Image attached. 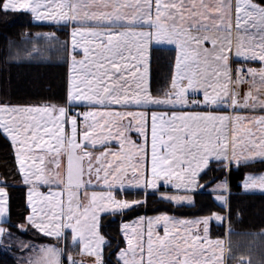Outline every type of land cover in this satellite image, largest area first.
Wrapping results in <instances>:
<instances>
[{"label": "snow or ice", "instance_id": "snow-or-ice-1", "mask_svg": "<svg viewBox=\"0 0 264 264\" xmlns=\"http://www.w3.org/2000/svg\"><path fill=\"white\" fill-rule=\"evenodd\" d=\"M0 11L31 13L36 20H51L75 25L71 32V49L83 52V59L71 56L72 75L68 101L87 102L90 106L109 107H172L190 111L158 113L152 111L151 121V176L145 172V145L138 147L127 133L136 131L147 141L149 112L88 111L83 113L82 141L78 140V122L70 119V136L65 133L69 114L65 107L46 104L40 107L0 106V130L15 147L16 159L24 182L41 184L57 182L67 190V206L63 193L48 196L32 193L29 204L32 215L27 222L45 235L64 236L70 230L71 242L83 247V254L94 256L95 264H104L101 246L105 243L99 233V213H116L129 209L140 201L117 199L114 188L123 189L131 171L129 187L157 189L160 182L171 184L178 194L162 193V199L177 205L192 204L190 192L198 186V177L211 160L227 165H249L264 162V116L245 121L241 116L214 114L218 108L264 109V100L253 95L264 87V0H4ZM233 13L235 24L233 25ZM148 30H143L144 27ZM223 34V35H221ZM77 37L80 39L78 40ZM54 33L37 34L35 40L49 44L56 42ZM205 42L211 49L203 47ZM176 45L175 75L171 91L163 99L154 97L148 87L149 46ZM244 61H259V69L234 70L230 53ZM37 54L40 49L33 45ZM139 74V75H138ZM259 81V87L257 86ZM133 82L135 87L133 88ZM252 88L240 99V86ZM191 96V99L189 98ZM251 102V103H250ZM203 108V110H199ZM131 118L128 125L123 121ZM235 127L229 128L233 123ZM245 123L259 126L260 135L251 129L245 135ZM231 132V135H229ZM118 139L120 151L109 152L108 143ZM100 148L94 157L88 148ZM66 156V181L60 178V157ZM51 156L56 169L50 180L44 164ZM109 156L111 159H109ZM88 161L85 169L84 161ZM95 160L96 167H93ZM95 173L107 192L87 189L83 177ZM246 190L264 191V174H249L243 183ZM7 193L0 188V223L4 222ZM218 200L223 197L218 196ZM37 204L41 206L38 208ZM215 220L223 221L216 215ZM143 219V218H141ZM164 225V235L153 234V224ZM189 221H173L167 215L149 220L147 240L137 228L123 226L127 248L118 252L122 264H225V241L208 238L209 218L197 221L205 225L204 234H181L176 225ZM169 225H172L170 228ZM195 226V225H193ZM19 227V226H18ZM5 232L0 227V237ZM191 228L188 229V233ZM47 264H61L63 249L41 250ZM68 264H81L67 254Z\"/></svg>", "mask_w": 264, "mask_h": 264}, {"label": "trees", "instance_id": "trees-1", "mask_svg": "<svg viewBox=\"0 0 264 264\" xmlns=\"http://www.w3.org/2000/svg\"><path fill=\"white\" fill-rule=\"evenodd\" d=\"M257 3L260 0H254ZM4 0H0V3ZM54 33L56 42L40 40L37 34ZM68 25L36 24L25 12L0 11V105L35 106L46 104L67 106L69 76ZM40 49L37 54L33 45ZM177 52L173 48L153 47L150 52V90L154 97L164 98L170 92ZM264 172V162L226 166L213 162L199 176L202 188L194 196V205H175L158 193L124 192L121 198L140 201L123 213L102 218L101 234L107 240L102 251L104 264H122L118 252L125 247L122 224L139 216L167 214L178 218L226 216V223L213 225L212 236L228 237V264H264V195L243 194V181L249 174ZM228 179V206L219 205L209 191L216 183ZM21 175L15 147L0 130V183L9 189V230L27 242L62 243L67 254L78 256L79 245L71 242L70 231L62 242L40 236L35 230H21L28 214L26 189L19 186ZM19 226V227H18ZM16 251L0 254V264H19Z\"/></svg>", "mask_w": 264, "mask_h": 264}, {"label": "crops", "instance_id": "crops-1", "mask_svg": "<svg viewBox=\"0 0 264 264\" xmlns=\"http://www.w3.org/2000/svg\"><path fill=\"white\" fill-rule=\"evenodd\" d=\"M52 3H56L59 2V0H51ZM120 2H132V0H120ZM26 13V12H25ZM30 16L32 17L33 22H35L36 24H50V25H68L70 27V31L72 32L73 28L75 27V25L71 24V23H64L61 22L60 24H57L51 20H36L31 13ZM235 24V18H234V13H233V25ZM143 30H148L147 27L145 26L143 28ZM77 39L79 40L80 38L77 37ZM153 47H164L161 45H157L155 43H153L152 45L149 46V56H148V87L150 90V52L151 49ZM169 48V47H166ZM73 54H76V59L77 60H81L83 59V52L81 49H77L75 53L70 54L71 56ZM230 55V64L232 65V67H243V66H247V67H253V69H259L261 67V63L259 61H244L243 58H238L235 56V49L233 48L232 53L229 54ZM70 63H71V57H70ZM71 70L69 69V72L72 71V65L70 66ZM175 70V67H174ZM72 75V74H71ZM139 75V74H138ZM175 72L173 74V78H174ZM69 86H70V74H69V81H68V91H69ZM257 86L259 87V81H257ZM135 87V84L133 82V88ZM252 88L251 85H241L240 86V99L241 102H243V97L244 94L249 91V89ZM171 91V89H170ZM253 91V95L259 97L260 100H264V87H260L259 92H257L255 90V88H252ZM151 92V90H150ZM159 98V97H157ZM191 99V96L189 97ZM163 99V98H161ZM251 103V102H250ZM83 105V106H87L89 107L90 111H113V112H127V111H133V112H141V111H148L149 112V121H148V127H147V141L145 142L144 137H142L140 135V133L136 132V131H130L127 133L128 137L131 139V141L134 142V144L138 147L139 145H145L146 148V152H147V156L145 159V172L146 175L150 178L151 176V121H150V114L152 111H156L158 113H167L168 115H170L172 112H180V111H190L191 109L189 108H180L179 105H177L176 108H172L170 106L168 107H149V108H141V107H136V106H131V107H121L120 105H111L107 108L105 107H101V106H90L87 104V102H82V101H75V102H69L68 101V93H67V106L65 107L67 111H69L70 107L73 105ZM2 106V105H0ZM23 107H30V106H23ZM201 110H203V108H201ZM214 114L216 115H222V116H230V117H236V116H241L245 119V121L251 120L252 118H259L260 116H264V109H261L259 106H256L255 108H248V109H244V108H218L213 110ZM70 117V116H69ZM71 118V117H70ZM131 118H128L126 120L123 121L124 125H128L129 120ZM235 127L234 122L229 124V128H233ZM82 129L83 127H81L80 125H78V131L81 132V135L78 136V140L82 141ZM251 129L252 132H254L256 135H260V128L259 126L255 125V124H251V123H245L244 127L241 130V135H245L247 133V130ZM70 131H71V123H70V119L68 118L67 123L65 124V133L66 135L70 136ZM1 132L3 133V131L1 130ZM4 135V134H3ZM229 135H231V132H229ZM9 140V139H8ZM10 141V140H9ZM11 142V141H10ZM88 151H92L93 152V156H99L100 155V148L98 147L97 149H92V148H88ZM105 151H109V152H118L120 151V142L118 139H113L108 143L107 148L104 149ZM64 156V155H62ZM65 157V156H64ZM52 157H46L45 159V170L47 175L49 176L50 180L53 179L54 177V173H52L51 168H54V165L52 163H50ZM109 159H111V157L109 156ZM17 160V159H16ZM213 162H223V161H217L215 159L211 160L209 165ZM257 162V161H256ZM64 163H66L67 166V162L66 160L64 161ZM86 166V169L88 167V161L85 160L83 162ZM226 163V162H224ZM231 165H235L234 163ZM17 166L18 169L20 168V165L17 161ZM65 166V167H66ZM84 166V167H85ZM230 166V165H228ZM93 167H96L95 164V160H93ZM20 172V170H19ZM204 171H202L200 173V175L203 173ZM264 174L263 173H258V174H253V175H261ZM21 175V182L19 184V186L23 187L26 189V204L28 207V214L26 216L25 222L20 226L21 230L23 231H28L29 229H33L35 230L40 236L42 237H46V238H50V239H54L56 241H60L62 242L63 240H65V235L67 231L70 230H64V236L63 237H56L55 235H45L43 232L37 230L36 228L32 227L28 222H27V217L32 215V207L29 204V194L32 193V198H33V202H36L37 197L35 196L36 192L42 193L44 196H48L52 193H56V192H61L63 193L61 199L64 201V207L66 208L67 206V190L65 188V186L63 184H59L57 182H50L49 184L45 185V184H41L38 181L33 180L32 183H25L24 182V176L23 173L20 172ZM102 173H101V179L97 180L96 175L93 173L91 176L87 175V173H85L83 180L85 182H87L88 180H91V184H85L86 189L87 190H93V191H97V192H107L108 189L104 186L103 184V180H102ZM199 175V176H200ZM61 179H64L66 181V172L62 173V175H60ZM199 178V177H198ZM132 179V175H131V171L129 170V175L128 177L125 178V187L121 190L118 187L114 188L112 191L113 193H124V192H135V191H145V192H150V193H158L160 195V197L162 198V193H167L169 195H173V194H178L177 193V189H175L171 184L165 185L163 181L160 182V186L157 189H152V188H135V187H129L128 186V180ZM246 179V177H245ZM244 179V181H245ZM243 181V183H244ZM220 185V187H218ZM0 188H3L4 191L7 193V213L4 217V222L0 223V227H4L5 232L3 234L2 237H0V254L1 253H11L13 251H16V257L19 261V264H47V259L44 256V253L41 251L42 249H46L49 248L47 247L48 244H41L42 246L39 248L35 245H26V243H21V238L18 237L17 235H15L14 233H12L7 224L10 222V201H9V189L7 186L2 185L0 183ZM81 192L83 190V188L80 189ZM202 188H199V186H197L195 188L194 191L190 192L189 195H191L192 197V204H187L184 203L182 205H186V206H191L194 205V196L197 192L201 191ZM216 202L223 206V207H227L228 206V198L230 195V191H229V182L228 179H224L218 183H216L215 185H213L211 187V189L209 190ZM243 194H247V195H264V191H260L259 189H249L246 190L243 187ZM223 197V200H218L217 197ZM173 204H175L174 202H172ZM177 205V204H175ZM41 205L37 204V207L39 208ZM160 215H167V214H159V215H155V216H150V217H146L145 218V227H144V239L145 241L147 240V231L149 228V224L148 221L149 220H155V218L157 216ZM169 216L173 221H189L191 222L188 225H176L177 228L180 229V233L181 234H191V235H201L203 236L204 234V228L205 225H203L202 223L200 224H196L197 221H200L204 218H209V223L207 225L208 228V238L212 239V240H216V239H223L225 241V250L223 253V258H224V262L225 264H228V237L225 236L223 238H215L212 236L211 233V227L213 225H222L224 223H226V216H221L223 217V221H217L215 220V216H210V217H201V218H178V217H174L171 215H167ZM195 225V226H193ZM153 229V234L155 235H159V236H163L164 235V225L161 224H153L152 226ZM169 227L171 228L172 225H169ZM191 228V232L188 233V229ZM40 244V243H39ZM51 248H57V249H63L64 251V247L62 245V243L58 244V243H53V244H49ZM75 257V256H74ZM77 257V256H76ZM66 260L65 255L61 256V264H64Z\"/></svg>", "mask_w": 264, "mask_h": 264}, {"label": "rangeland", "instance_id": "rangeland-1", "mask_svg": "<svg viewBox=\"0 0 264 264\" xmlns=\"http://www.w3.org/2000/svg\"><path fill=\"white\" fill-rule=\"evenodd\" d=\"M254 2H256V1H254ZM234 18H235V14H234ZM221 35H223V34H221ZM162 46H164V47H169V48H173V49H175L176 50V52H177V54H178V50H177V47H176V45H170V44H162ZM203 47H205V48H208V49H211V44L210 43H208V42H205V44L203 45ZM69 51H70V54H72V49H71V31H70V36H69ZM76 55V54H75ZM69 57H71V55L69 56ZM174 72H175V70H174ZM70 74V78H71V74H72V71L69 73ZM67 93H68V91H67ZM79 105H81V104H79ZM72 107H74L73 105L70 107V109H69V111H68V114H69V116H71L70 115V113H71V108ZM69 119H71L70 117H69ZM60 161H61V168L58 170L59 171V173H60V175H62V173L64 172H66V163H64V161L66 160V156L64 157V156H61L60 158ZM66 162H67V160H66ZM84 166H85V164H84ZM85 169H86V166H85ZM51 170H52V173H54L55 174V172H56V169H55V167L54 168H51ZM95 174V173H94ZM84 178V177H83ZM218 187H220V185L218 186ZM85 189H86V186L83 188V190H82V192H81V190H79V192H78V197H79V199L83 202V203H87V201L86 200H84V198H83V196H82V193L85 191ZM88 191V195L89 196H91V193L93 192V190H87ZM97 192V191H96ZM121 194H123V193H121ZM114 195H116V197H117V199H121V200H128V199H126V198H121V197H119L118 196V193H114ZM129 202H132V201H134V200H128ZM138 204H133V206L131 207V208H134V207H136ZM131 208H129V209H131ZM129 209H124V210H118L116 213H109V212H100L99 213V233H100V235H102L101 234V230H100V226H101V221H102V218L103 217H105V216H108V215H116V214H120V213H123V212H125V211H127V210H129ZM141 218H143V219H141ZM145 216H139V217H137V218H135V219H133V220H131V221H129V222H125V223H123L122 224V234H123V237H124V240H125V247H123L120 251H122V250H125L126 248H127V239L125 238V233H124V231H123V226L126 224V225H128V228H129V235H131V229L132 228H137L138 230H140L141 232H143L144 233V227H145ZM103 236V235H102ZM104 237V236H103ZM104 240H105V243L101 246V248H102V251H103V248H104V246L106 245V243H107V240L105 239V237H104ZM24 240H22L21 239V243L23 242ZM23 243H26V245H35V246H37V247H41L42 245L41 244H39L38 242H32V241H30V242H27V241H24ZM78 245H79V254H78V256L76 257H74V256H72V258L74 259V260H76V261H80L81 262V264H95V257L94 256H89V255H85V254H83V247H82V245L81 244H79V243H77ZM47 247H50V245L48 244L47 245ZM118 257V256H117ZM122 263V262H121ZM34 264H36V263H34Z\"/></svg>", "mask_w": 264, "mask_h": 264}, {"label": "built area", "instance_id": "built-area-1", "mask_svg": "<svg viewBox=\"0 0 264 264\" xmlns=\"http://www.w3.org/2000/svg\"><path fill=\"white\" fill-rule=\"evenodd\" d=\"M238 68L245 69L244 75H245V78L247 79L248 77H247L246 69L247 68H250V67H246V66H243V67H233L234 75H235V70L238 69ZM244 85H249V84H244ZM88 111H89V109L87 107H79V108L73 109L71 115L72 116H75L76 119H77V122L79 124L83 125V113L88 112Z\"/></svg>", "mask_w": 264, "mask_h": 264}]
</instances>
